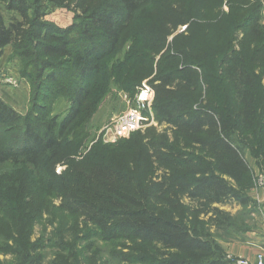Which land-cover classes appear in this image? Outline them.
<instances>
[{"label": "trees", "instance_id": "obj_1", "mask_svg": "<svg viewBox=\"0 0 264 264\" xmlns=\"http://www.w3.org/2000/svg\"><path fill=\"white\" fill-rule=\"evenodd\" d=\"M44 1L75 13L74 24L59 28L45 21L40 5ZM149 1L36 0L29 5L25 0H0V53L11 48L31 90L30 109L24 115L0 99V169L20 167L29 177L28 171L39 187L60 200L62 211L95 230L101 241L147 245L151 259L139 256L153 264H229L213 256L203 226L221 233L237 228L221 207L251 204L252 173L235 138L258 127L264 151V102L260 114L258 109L264 91L252 59L243 55L244 42L237 43L240 49L235 52L233 41L238 31L249 38L260 32V3L233 17L238 20L234 30L220 29L216 43L201 44L189 34L180 37L155 69L147 61L133 62L141 66L139 71L120 64L123 90L134 95L155 71L148 81L154 91L156 126L146 128L144 150L127 174L93 163L98 184L120 185L107 187V197L79 192L70 169L61 175L53 169L102 60L119 50L123 33ZM170 21L172 25L160 29L162 41L188 18ZM60 96L69 107L63 115H53V101ZM82 161L85 168L89 159L73 165L77 168ZM82 173L93 180L91 172ZM34 250L25 252L27 260L20 264H65L57 258L46 263L42 255H30Z\"/></svg>", "mask_w": 264, "mask_h": 264}, {"label": "rangeland", "instance_id": "obj_2", "mask_svg": "<svg viewBox=\"0 0 264 264\" xmlns=\"http://www.w3.org/2000/svg\"><path fill=\"white\" fill-rule=\"evenodd\" d=\"M25 1L29 5L37 4L36 0ZM257 3H260L262 11L264 0H150L142 6L123 33L119 50L102 60L101 71L93 78L81 115L65 135L64 142L72 139L75 144L66 147L63 142L60 158L55 160L53 169L60 175L70 169L71 177L76 175L79 192L95 193L100 199L107 197V187L120 185L108 181L98 184L94 178L98 170L93 165L104 163L120 174L135 169L134 160L144 150V132L151 126L127 138H118L116 127L119 118L132 106L135 97V92L123 90L120 64H124L125 69L130 65L139 71L141 66H135L133 62L147 61L155 69L159 59L168 54L174 44L182 41L180 37L189 34L192 40L201 44H205V40L216 43L220 29L234 30L238 20L232 18L251 10ZM40 5L45 21L59 28L74 24L76 15L71 10L46 1ZM182 18H188V21L178 24L162 41V25L169 27L172 25L170 19L180 21ZM257 27L260 32L256 36L251 34L250 38L238 31L233 43L235 52H238L240 47L237 43L244 42V49L241 48L243 55L246 60L252 59L254 74L264 91V21L260 17ZM205 32H209L207 36H204ZM132 50L138 53L136 57ZM18 59L10 47L0 53V99L24 115L30 109L31 90ZM155 75L154 71L138 87L149 84L148 80ZM263 102L264 96L259 103V114ZM68 107L69 103L60 96L53 101L52 114L63 115ZM259 130L256 127L243 131L239 138H235L252 173L253 185L248 192L251 204L245 208L235 203L221 207L231 215L237 228L221 233L203 226L204 238L210 243L213 256L229 264H259V256L261 264H264V188L255 185L256 175L264 173V151L260 148ZM83 159H89L85 168H82L84 161L77 168L73 165L75 160ZM20 170L23 169H0V264H20L21 260H27L25 252L33 247L35 250L30 255H42L46 263L57 258L65 264H153L148 257L139 256L146 254L151 259L152 253L147 245L101 241L95 230L84 227L77 217L62 211L60 200L54 198L52 192L39 187L37 179L28 171L29 177ZM82 171L91 172L93 180L86 178ZM77 226L78 232H75Z\"/></svg>", "mask_w": 264, "mask_h": 264}, {"label": "built area", "instance_id": "obj_3", "mask_svg": "<svg viewBox=\"0 0 264 264\" xmlns=\"http://www.w3.org/2000/svg\"><path fill=\"white\" fill-rule=\"evenodd\" d=\"M262 20L264 21V7L262 9ZM153 99L154 91L149 84L144 83L137 88L132 106L119 118L116 127L118 138H127L132 133L144 129L148 125L156 124L152 114ZM255 185L264 188V173L256 175ZM259 264H261L260 256Z\"/></svg>", "mask_w": 264, "mask_h": 264}]
</instances>
